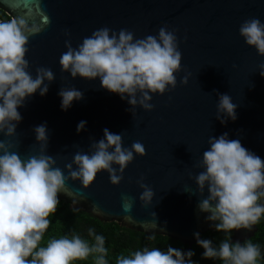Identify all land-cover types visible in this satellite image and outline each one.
Returning <instances> with one entry per match:
<instances>
[{
    "label": "water",
    "instance_id": "water-1",
    "mask_svg": "<svg viewBox=\"0 0 264 264\" xmlns=\"http://www.w3.org/2000/svg\"><path fill=\"white\" fill-rule=\"evenodd\" d=\"M0 11L8 17L29 13L37 23L44 16L51 20L30 38L25 57L33 76L35 68L43 66L53 71L55 80L44 96L37 90L18 108L22 120L14 139L20 141L16 150L22 158L38 150L33 129L41 124L48 130L47 154L57 159L61 169L77 150H89L90 138L102 139L105 128L114 134L123 132L124 147L139 141L146 150L143 157L134 154L119 185L113 186L108 174L101 172L87 189L79 181H68L72 196L60 193L59 200L72 209V199H76V208L103 223L146 235L155 232L188 248L197 245L194 233L202 239L214 231V222L205 219L209 214L197 207L207 197V187L203 196L186 192L184 187L196 189L189 174L202 171L194 165L209 148L210 136L228 133L229 139H239L264 160V77L258 68L264 57L247 46L238 32L245 19L257 17L264 23V0H0ZM164 25L176 29L182 70L176 74L175 89L164 95L150 94L154 105L150 112L137 107L133 119L127 98L122 100L102 88L99 78L72 79L69 73H61L59 58L66 51V39L75 48L102 27L117 33L128 29L135 38H143L156 35ZM65 30L70 36L63 34ZM185 75L188 82L182 85L180 79ZM62 87L83 93L66 111L60 107ZM217 93L230 95L237 105L235 121L229 119L222 125L216 119ZM80 121L86 125L77 133ZM141 176L155 194L148 206L139 200L142 189L137 180ZM92 205L103 215L92 213ZM257 231V226L251 231L233 230L230 242L243 243Z\"/></svg>",
    "mask_w": 264,
    "mask_h": 264
},
{
    "label": "clouds",
    "instance_id": "clouds-1",
    "mask_svg": "<svg viewBox=\"0 0 264 264\" xmlns=\"http://www.w3.org/2000/svg\"><path fill=\"white\" fill-rule=\"evenodd\" d=\"M50 23L47 16L37 23L29 13L0 19V134L3 136L0 139V264H76L89 259L91 264H110L106 238L92 227L87 229V237L75 230L50 238L46 243L44 237L52 223L50 217L59 207V194L72 196L66 187L68 181H79L87 189L98 173L106 172L109 182L119 185L134 154L146 155L144 145L135 141L124 147L123 132L114 134L105 128L102 139L90 138L89 150H77L71 162L61 169L57 159L47 154L48 130L46 124H41L33 129L38 150L24 158L16 150L20 141L14 138L22 120L18 108L37 90L44 96L55 80L53 71L43 66L36 67L33 76L25 58L30 38ZM238 32L247 46L264 57V23L259 18L245 19ZM63 34L70 36L68 30ZM64 47L66 51L59 58L61 73H69L72 79L99 78L102 88L119 94L122 100L127 98L133 119L137 107L146 112L153 110L150 94L164 95L175 89L176 74L182 70L176 29L169 30L167 25L161 26L156 35L143 38H135L128 29L117 33L102 27L83 38L75 48L66 39ZM258 68L264 77V62ZM187 82V75L180 79L182 85ZM217 94L216 119L222 125L229 119L235 121L237 105L230 95ZM58 95L62 111L68 110L74 100L83 98V93L75 87H62ZM85 125L86 121H80L77 133ZM207 144L209 148L194 165L202 171L195 176L189 174L197 187L194 191L184 187V191L203 196L207 187L208 195L198 203V211L208 213L205 219L214 222V229L225 236L214 246L211 240L194 233L196 243L204 249L206 259H218L222 264H261L264 251L260 244L252 239L232 243L230 235L232 230L251 231L264 219V160L246 149L239 139H229L228 133L210 136ZM143 181V176L137 180L142 189L139 200L142 206H148L155 194ZM72 203V211L79 213L75 207L78 201L72 199ZM91 211L103 215L96 205H92ZM152 217L155 220V213ZM128 219L126 216L125 220ZM156 236L152 232L148 239L154 240ZM193 255L191 250L183 252L171 246L166 250L144 246L119 254L115 264H194Z\"/></svg>",
    "mask_w": 264,
    "mask_h": 264
},
{
    "label": "trees",
    "instance_id": "trees-1",
    "mask_svg": "<svg viewBox=\"0 0 264 264\" xmlns=\"http://www.w3.org/2000/svg\"><path fill=\"white\" fill-rule=\"evenodd\" d=\"M9 17L2 11H0V19H8ZM52 223L49 229L46 231L44 237V243L50 238L59 237L72 230L80 233L82 236L87 237V229L92 227L98 234H102L106 238L105 246L109 249V262L115 264V258L121 253L127 254L130 250H136L144 246L153 247L156 246L161 250H166L168 246L187 252L189 250L194 252L191 258L194 264H222L218 259H206L203 258L204 249L199 245H193L187 247L179 241L172 240L163 236H156L154 240H149L148 235L122 228L115 223H103L98 219L92 217L90 214L79 212L74 213L72 209L64 201H60L57 212L53 217H50ZM257 233L252 239L254 243L261 245L262 251H264V219L256 225ZM233 231V230H232ZM225 234L223 232H217L216 230L207 232L202 236V239L211 240L214 246H218L224 239ZM232 238V232L230 235V241ZM76 264H91V259L83 262H76ZM264 264V260L261 261Z\"/></svg>",
    "mask_w": 264,
    "mask_h": 264
}]
</instances>
